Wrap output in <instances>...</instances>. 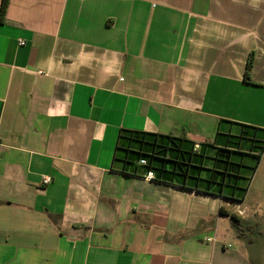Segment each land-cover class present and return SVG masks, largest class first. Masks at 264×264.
Instances as JSON below:
<instances>
[{"label": "crops", "instance_id": "1", "mask_svg": "<svg viewBox=\"0 0 264 264\" xmlns=\"http://www.w3.org/2000/svg\"><path fill=\"white\" fill-rule=\"evenodd\" d=\"M122 130L180 140L177 164L114 162ZM262 139L264 0H7L0 264H264Z\"/></svg>", "mask_w": 264, "mask_h": 264}, {"label": "trees", "instance_id": "2", "mask_svg": "<svg viewBox=\"0 0 264 264\" xmlns=\"http://www.w3.org/2000/svg\"><path fill=\"white\" fill-rule=\"evenodd\" d=\"M7 5V0H3L1 3L0 7V14L5 10ZM253 64V54L251 53L248 56L247 62H246V67H245V72L243 76V80L246 84H252L251 80V68ZM250 128V127H246ZM252 130L257 131L256 129L251 128ZM247 130V129H246ZM245 130V133H248ZM180 140L170 137V136H161V135H156V134H149V133H144V132H136V131H127V130H122L119 135H118V140H117V146H116V153L114 157V162L115 161H120L124 166L128 164H133L134 160L140 161L143 160L145 161V164H141L146 168V170H155L152 165L153 160H156L157 155L160 153L163 155L164 158L162 160L168 161V162H174L177 164V158L180 155H177V152H182L181 147L179 145ZM193 145L194 143H191V150H193ZM259 154H245L247 158V162H251L245 164V169L247 168V173L249 175H253L257 165L259 163L261 154L264 153V139H262V142L259 146ZM184 153L188 154L187 151H183ZM165 155H167L165 157ZM183 155V154H182ZM166 158V160H165ZM160 159V158H159ZM161 160V159H160ZM222 163L224 164V169L225 171L229 169H233V166L239 167V163L236 164L232 158H228L226 160H221ZM230 176L233 174H229L228 172H214L213 176L214 177H219L221 176L220 180V185L223 186V181L222 179L226 176ZM246 191V187L244 188ZM242 197V196H241ZM223 215H228L232 223L238 233L239 236H243V233L248 229L246 227L245 222L241 221V219L232 213H227L224 210L221 212Z\"/></svg>", "mask_w": 264, "mask_h": 264}, {"label": "rangeland", "instance_id": "3", "mask_svg": "<svg viewBox=\"0 0 264 264\" xmlns=\"http://www.w3.org/2000/svg\"><path fill=\"white\" fill-rule=\"evenodd\" d=\"M260 173L261 174L259 175V178L257 179V181L264 180V165H262ZM246 205L248 208H251L252 211L257 213L256 219L259 222L260 230L264 231V206H260V208L253 206V204L250 202V199L247 201Z\"/></svg>", "mask_w": 264, "mask_h": 264}, {"label": "built area", "instance_id": "4", "mask_svg": "<svg viewBox=\"0 0 264 264\" xmlns=\"http://www.w3.org/2000/svg\"><path fill=\"white\" fill-rule=\"evenodd\" d=\"M18 44H19L20 46H24V45H25V41H24V40H18ZM140 164H145V161L141 160V161H140ZM147 178H148V179H151V178H152L151 174H147ZM50 182H51V178L48 177V176H44V177H42V179H41V185H42V186H46V185L50 184ZM206 241H207V242H210L211 239L207 238Z\"/></svg>", "mask_w": 264, "mask_h": 264}]
</instances>
